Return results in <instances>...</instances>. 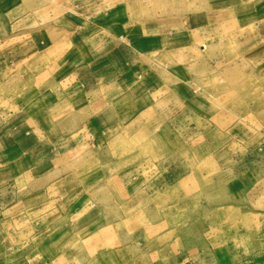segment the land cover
<instances>
[{"label": "crops", "instance_id": "1", "mask_svg": "<svg viewBox=\"0 0 264 264\" xmlns=\"http://www.w3.org/2000/svg\"><path fill=\"white\" fill-rule=\"evenodd\" d=\"M73 1L71 9L48 24L28 29L32 25L26 24L30 16L23 5L0 0V82L5 86L0 94L5 98L0 100V172L12 175L20 165L32 174L39 171L26 213L0 211L2 232L10 225L11 236L27 234L41 241L44 251L67 228L78 234L92 227L100 213L71 212L83 184L69 178L73 158L69 163L68 154H81L90 143L93 150L107 145L114 154L117 146L124 157H135L137 152L129 150L133 131L122 127L152 109L169 123L168 133L178 143L192 146L193 152L202 147L227 162L242 205L205 212L196 240L183 234L168 254L153 250L137 256L143 264H264V126L244 136V126L221 109L223 101L216 95L224 85L215 80L234 64L264 75V0H204L202 12L184 21L173 18L171 27L155 21L139 23V29L103 20L105 12L85 7L86 0ZM129 43L141 51L155 48L163 60L141 70V59L128 58L133 55ZM185 52L187 58L181 59ZM181 64L190 74L204 70L205 78L181 83ZM123 167L130 170L125 175L130 183L138 179L137 165ZM239 213L254 218H239L237 225L228 221L229 214ZM25 264L64 263L43 254ZM107 264L115 262L109 258Z\"/></svg>", "mask_w": 264, "mask_h": 264}, {"label": "rangeland", "instance_id": "2", "mask_svg": "<svg viewBox=\"0 0 264 264\" xmlns=\"http://www.w3.org/2000/svg\"><path fill=\"white\" fill-rule=\"evenodd\" d=\"M13 1L19 2L29 12L26 24L32 26L28 29L33 25L41 27L48 24L66 8L71 9L74 2ZM86 4L85 7L94 11H104L103 20L130 23L132 29H139V23L154 24L155 21L171 27L173 18L184 21L186 17L202 12L204 0H86ZM136 37L140 38L139 35ZM126 47L133 53L128 58L133 61L141 59L140 64L144 67L141 70L155 68V63L163 60L156 56L155 48L141 51L130 43ZM141 54L143 60L137 58L139 56L134 57ZM187 56L186 52L180 54L181 59ZM137 65L139 67V63ZM213 66L218 68L219 62ZM236 66L241 67L238 69ZM188 71V67L181 64V83H187L189 77L196 76L195 82L205 78L202 69L192 74ZM216 76L215 80L219 82L222 79L224 85L222 94L217 90L216 95L219 103L221 99L223 101L220 107L233 115L237 124L244 126V136L248 129L264 126V75H253L250 67L234 64L221 76L218 73ZM4 87L0 82V94ZM2 99L5 98L0 97ZM155 112L147 109L139 119L122 127L133 131L132 144L128 148L137 152L135 157H124L117 146L114 154L107 152V145L102 150H93L90 143L83 145L81 154H68L69 163L73 158V167L67 170L68 176L83 184L78 198L80 202L72 203L71 212L96 211L100 213L98 222L78 234L67 228L64 236L44 251L39 247L41 241L29 239L27 234L11 236L7 231H11L10 225L5 224L3 230L6 233L0 227V264H25L43 254L55 256L64 264H107L109 258L115 264H143L142 256H137L140 251L160 250L168 254L178 247L183 234L195 239L198 222L205 212L241 206V190L234 183L227 162L219 154L209 153L202 147L193 152L192 146L178 143L168 133L169 123L162 120L161 114L155 116ZM157 116L158 121L155 120ZM134 164L140 168H135L139 177L130 183L125 176L130 170L123 166ZM18 167L13 169L12 175L0 172V211L5 213L26 211L25 202L38 188L33 181L39 171L32 174L23 171L24 166ZM50 192L54 198V187ZM71 198L68 197V202ZM65 206L66 203L59 205L63 211ZM239 218L252 220L254 217L249 213L228 215V221L236 225ZM13 219L17 221V217Z\"/></svg>", "mask_w": 264, "mask_h": 264}]
</instances>
